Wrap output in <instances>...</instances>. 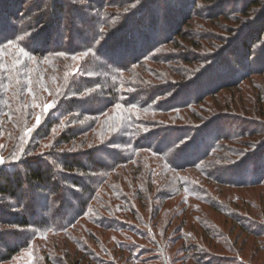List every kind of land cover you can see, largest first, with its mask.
<instances>
[{"label":"trees","instance_id":"16d2710c","mask_svg":"<svg viewBox=\"0 0 264 264\" xmlns=\"http://www.w3.org/2000/svg\"><path fill=\"white\" fill-rule=\"evenodd\" d=\"M199 1L0 0V264H264L263 207L219 195L264 185V124L195 115L264 74L260 0L220 13L246 20L217 61L144 65L168 61ZM175 75L178 90L158 82Z\"/></svg>","mask_w":264,"mask_h":264},{"label":"rangeland","instance_id":"374dc122","mask_svg":"<svg viewBox=\"0 0 264 264\" xmlns=\"http://www.w3.org/2000/svg\"><path fill=\"white\" fill-rule=\"evenodd\" d=\"M231 0H203L199 1L198 5H196L197 16L191 17L187 22L180 24L181 30L179 33L171 34V40L167 44L169 48H171L168 57V61L163 65L157 62H145V66H149L154 69V72H158L157 74L165 71L177 72L178 74H187L192 67L199 66L198 64L189 65L187 61H183L181 59L182 54H190V59L192 60H206L208 56L212 53H215V59L213 62L217 61L219 58V53L224 44L227 41L235 36V33L242 25L246 18L241 17V14L236 11V13H228V14H220L222 11H228L233 7V4L227 5ZM213 5V6H212ZM212 7V8H211ZM217 7V8H216ZM260 12L264 10V0H260L259 3ZM211 8V9H209ZM216 8V9H215ZM237 8L240 10L242 8V4H238ZM219 12V13H218ZM218 13V15L211 17V14ZM264 18V17H263ZM248 19V18H247ZM203 46H207V48H211L208 50L202 49ZM241 49H237L235 52H239ZM171 52V53H170ZM210 53V54H209ZM172 56V57H171ZM162 57V56H161ZM189 59V60H190ZM212 59V60H213ZM234 56L227 57L223 55L221 58V63H218V71L220 73L231 71V74H235L239 65L235 66L234 64ZM204 66V64H200ZM211 71V70H210ZM156 74V75H157ZM155 75V76H156ZM157 75V76H158ZM217 77V76H215ZM214 77V83L216 78ZM237 76L235 75L234 78ZM169 81L159 80L160 84L171 83V87L175 90H178L179 83L183 82L187 83L186 78H177V75L172 78H168ZM242 85L237 88L224 87L221 88L218 93L212 97L208 96L205 100L208 101L207 104L199 105L196 116H204V118H210L211 114L223 113L224 117H226V122L229 124L227 126L226 132H240L247 128H254L251 124L252 122L264 124V74L262 75H253L250 76L249 79H245L241 81ZM221 84V83H220ZM219 82L215 83V87L217 88L221 85ZM214 87V86H212ZM193 90H197L196 88ZM211 107V113L207 114L208 109ZM235 108V109H234ZM207 116V117H206ZM165 117V116H164ZM161 117V118H164ZM201 120H195L191 124H200ZM189 124V123H188ZM224 125V124H223ZM239 125V129H238ZM241 128V129H240ZM254 137H247L241 139L239 144L240 148H244L248 151H253L254 147ZM264 157V155H261ZM264 158H262V162L264 163ZM198 174V173H197ZM188 175L192 177V173ZM196 176V175H195ZM204 180L201 176H198ZM205 184V182H204ZM212 189V188H211ZM219 189V188H218ZM235 194L243 195L247 199H251L254 202V205L259 209L261 206L264 209V185L256 186L249 189L244 190H230L226 191L221 188L219 195L226 197H233ZM258 204V205H257ZM260 206V207H259ZM206 209V207H204ZM128 234V233H127ZM87 244L91 249L96 251L100 255H104L100 251V245L98 246L95 243V240L92 238L87 239ZM120 264H125L124 260L120 261ZM155 263V261H152ZM261 263V262H260ZM157 264V263H155ZM189 264V263H187Z\"/></svg>","mask_w":264,"mask_h":264},{"label":"snow or ice","instance_id":"6c2138e0","mask_svg":"<svg viewBox=\"0 0 264 264\" xmlns=\"http://www.w3.org/2000/svg\"><path fill=\"white\" fill-rule=\"evenodd\" d=\"M48 107H52V105H49ZM39 122V121H38ZM4 161H3V158H0V164H2Z\"/></svg>","mask_w":264,"mask_h":264}]
</instances>
